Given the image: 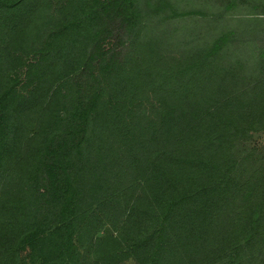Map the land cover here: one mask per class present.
Wrapping results in <instances>:
<instances>
[{"label":"trees","instance_id":"1","mask_svg":"<svg viewBox=\"0 0 264 264\" xmlns=\"http://www.w3.org/2000/svg\"><path fill=\"white\" fill-rule=\"evenodd\" d=\"M0 264H264V0H0Z\"/></svg>","mask_w":264,"mask_h":264}]
</instances>
